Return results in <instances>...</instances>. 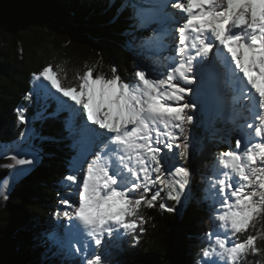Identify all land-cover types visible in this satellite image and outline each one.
Returning <instances> with one entry per match:
<instances>
[{
    "label": "snow or ice",
    "instance_id": "obj_1",
    "mask_svg": "<svg viewBox=\"0 0 264 264\" xmlns=\"http://www.w3.org/2000/svg\"><path fill=\"white\" fill-rule=\"evenodd\" d=\"M168 7L169 4L164 3L160 11L167 19L176 22L174 16L165 13ZM171 8L178 10L182 22L174 30L165 32L160 41L162 46L174 49L179 63L170 66L163 78L153 79L150 73L137 71L132 85L123 82L116 75L115 68L110 79L103 75L93 77L92 69H88L79 76L77 89L63 87L52 65H46L34 74L35 79L43 77L56 92L80 105L87 120L103 130L95 132L103 147L88 164L79 190L78 206L73 207L71 213L64 211L63 215L83 226L82 232L73 225L78 235L83 236L86 232L90 242L102 247L105 237L111 238L120 230L133 233L138 228L141 232L144 230L139 227L144 222L143 217L138 216L139 208L142 204L153 207L162 195L161 190L152 192L150 184L158 181L168 189L169 199L181 200V193L189 184L190 171L183 166H165L166 158L158 146L159 138L167 137L163 146L173 156L179 149L181 157H189L186 125L193 123L190 112L196 105L184 100L191 89L181 87L180 81L193 84L195 77L192 73L196 71L193 64L203 63L197 57H210L215 51L230 74L239 99L246 102L252 115L247 128L259 138L256 143H242L237 139L235 150L220 154L219 163L231 173L225 172L223 178L214 184L221 197V210L215 219L220 222V227L230 230L233 237L229 240L214 234L215 245L227 264H239L249 253L259 252L257 236L248 235L241 240L239 234L254 226L257 217L264 216V0H174ZM165 37L170 45L163 44ZM193 49L195 56L190 54ZM173 101L183 103L173 107L169 103ZM18 119L27 123L19 110ZM160 124H163V130ZM173 129H179L182 142H177L179 137ZM117 152L121 154L117 156ZM31 155V159L12 155L13 163L4 167L31 166L38 158L35 152ZM109 156L116 157V160L109 163ZM153 173L155 180L152 179ZM65 179L79 182L73 174ZM140 190L142 194L134 196ZM62 203L72 207L68 200ZM160 207L166 205L160 204ZM167 210L175 211L174 208ZM72 247L76 253H81L87 251L90 243L81 247L80 240H76ZM212 252L204 249L203 255L207 257ZM89 254L91 259H86V264H104L101 254Z\"/></svg>",
    "mask_w": 264,
    "mask_h": 264
},
{
    "label": "trees",
    "instance_id": "obj_2",
    "mask_svg": "<svg viewBox=\"0 0 264 264\" xmlns=\"http://www.w3.org/2000/svg\"><path fill=\"white\" fill-rule=\"evenodd\" d=\"M132 13L124 0H0V145L22 136L26 123L18 119L21 107L42 138L37 143L39 165L14 185L0 207V264H86L80 257L65 254L38 229L46 213L56 212L63 201L61 185L72 174L75 154L70 148L65 111L57 110L50 98L46 102L33 98L34 74L52 65L63 87L77 89L79 76L88 69L93 77L103 75L106 79L112 78L113 68L118 76L133 74L129 50L135 28ZM38 109L43 112L36 120ZM197 122L188 126L190 154L181 164L190 175L181 200L169 199L164 188L166 198L161 204L165 208L158 203L151 208L141 205L138 216L144 222L139 227L144 230L129 232L120 245L102 251L104 264H117L122 258L124 264L200 261L205 241L198 236L213 228L208 202L201 199L202 189L214 155L231 146L224 141L217 145V137L221 138L228 126L221 118H216L212 127L202 116ZM228 142L233 144L232 135ZM7 173L0 169V182ZM248 235L258 237L259 252L249 253L239 264H264V216L257 217L240 239ZM13 240L15 245L10 243ZM195 247L199 249L194 251Z\"/></svg>",
    "mask_w": 264,
    "mask_h": 264
},
{
    "label": "rangeland",
    "instance_id": "obj_3",
    "mask_svg": "<svg viewBox=\"0 0 264 264\" xmlns=\"http://www.w3.org/2000/svg\"><path fill=\"white\" fill-rule=\"evenodd\" d=\"M129 3V6L132 8V18L135 21V28L131 32L133 42L129 46V50L132 52V59H133V67H134V73L129 75L123 72L122 76H119L121 80L125 83L135 84V73L137 71H145L146 73L151 74V78L153 79H160L162 78L159 76L160 70L162 71L163 67L162 65L167 64L175 66L173 62H169V58H172L173 51H170L169 48H162L161 53L154 54V49H152L151 43L153 40L157 39L159 42L156 44L159 45L160 42V31H163V34L169 30H174L175 28L179 27L180 21L178 20L179 16L174 17L176 19V22H172L171 20H165L161 19L160 14L162 12L160 11V6L164 3H168L169 7L165 10V13L167 15H170L168 11H172L173 13L177 14L179 13L178 10L171 8V3L174 2V0H124ZM170 8V10H169ZM145 32L146 34H141V32ZM178 40V35L176 37ZM195 55V54H194ZM155 56V57H154ZM151 59H154L152 61ZM203 60V63H196L194 62L193 67L196 69L192 75L197 79L194 81L192 86H183L190 88L191 91L187 95H185L184 100L188 102L195 103L196 107L191 110L190 114L193 115L194 120L196 124L197 118L199 116H202V120L204 123H206L208 126L212 127L213 123L216 118H221L224 123H227V129H225V132H223V136L217 137V132L219 130H216L212 132V135L214 137H217L216 142L217 145L224 141V143H229L231 147L229 150H233L236 144L237 139H242L244 137L245 140L250 141L252 140L253 143H256L259 141V138H253L251 137L252 130L247 128V124L252 122V118L249 117L248 114H251L247 110L246 102L239 99V93L237 92L236 88L233 87L232 79L230 78V74L227 75V70L221 63L220 59L217 56V53L214 51L210 53V57H203L198 60ZM212 60V63L210 62ZM211 65L213 68H220L221 73L216 75L217 72L213 71L211 68ZM210 66V67H209ZM214 74V75H213ZM202 75V76H201ZM201 76V78H200ZM204 76V77H203ZM213 76V77H212ZM220 76V77H219ZM219 77L218 81L216 82L214 78ZM194 85V86H193ZM203 89V91L200 94H197L196 96L193 95V97H190V94H193L196 90V88ZM33 95L36 101L41 102V100L45 101L47 99L53 100L55 103V107L59 111H65V114L68 118V127H66L68 131V138L70 140V148L74 152L75 156L73 158V171L72 174L76 175L78 177V183H73L69 181H65L61 187L63 200H68L69 204L72 205V207L77 204L78 195L80 187L83 184V177L87 173L88 164L90 163V158L94 157V145H96V141L92 142L89 147L85 148L82 146L84 143V138L82 137V130L78 126V113L80 111H77L75 109H72V105L75 104L74 101L70 100L68 97H64L62 94L56 92V89L51 87V84L49 81L45 80L43 77L40 79H36V82L33 86ZM198 91V90H197ZM203 100V102H202ZM172 104L173 107H178L180 104L183 103L181 101L179 104L176 102H169ZM80 109L81 106L79 105ZM39 112L35 113L36 120H39L42 114V110L38 109ZM20 111L23 112L25 115V108H20ZM26 117V115H25ZM27 123L24 128V135L20 136L17 140L11 142L10 144L6 145H0V167H3L8 170L7 176L3 178L6 179L9 174L11 173L12 169H8L4 167V165L8 163H13L11 160L12 155H17L18 158H24V156H28L32 151H35L38 158L36 159L35 163L31 166H20L16 165L15 167L25 168L26 170L22 171L21 174L16 178L14 183L10 186V189L8 192H5V190L0 191V207L5 203L7 198H9L13 187L16 183H18L26 174H28L33 169H36V167L39 165L40 162V150L37 148V143L39 141H42V138H40V134L35 131V128L33 127L32 120L29 119V117H26ZM85 120V119H84ZM190 124L186 125V133L188 135V126ZM97 126V125H95ZM93 126V127H95ZM26 130L29 131L31 134V139L29 140V143H25L18 151L14 154L15 151H12L11 149L14 148V143L23 140L25 136ZM163 130V128H161ZM174 132H176L179 139L177 140L178 143L182 142V137H180L179 129H173ZM95 132H98L95 128H91V132L88 133L90 138L92 139L95 137ZM232 135L233 144L228 142V136ZM154 135V133H153ZM227 136V137H225ZM189 137V136H188ZM160 144L158 145L162 149V155L166 158V164L171 165L172 167L175 166H182L181 162L184 161V157H181L179 152V149L175 150V155L173 156V153L170 152L167 148L163 146V141L167 139V137L161 136L160 138ZM93 141V140H92ZM228 150V151H229ZM222 151H220L218 154L214 155V163L210 169V172L208 175H206V185L202 189L201 199L204 202H208V211L209 215L211 216V220L213 222V228L211 231L204 233L202 235L198 236V239H203L205 241V247L203 249H200L201 252V259L198 262V264H227V261L225 257H223L220 253L219 247L215 245V235H221L225 236L227 239L231 240L233 237L231 236L230 230L224 229L220 227V222L215 219V216L220 212V202H219V192L215 191L216 187H214L215 179H219V175L222 173L221 164L219 163L220 154ZM1 158H4L1 160ZM14 167V168H15ZM187 167H189V164L187 163ZM152 179L155 180V173L152 174ZM2 180V181H3ZM1 181V182H2ZM0 182V183H1ZM149 187L151 188L152 192H155L157 190L162 191L161 197L156 201V203L161 204L165 198H166V191L162 185L159 184V182H155L153 184H150ZM142 194V190L136 191L134 193V196H139ZM147 195V194H145ZM143 205V204H142ZM146 206V205H143ZM72 207L68 205H64L61 201L59 204V208L56 212H50L49 214L46 213L45 220L43 221V225L39 226V230L42 231V234L47 236L48 239H50L54 245L61 248V250L67 254L68 256L74 255L75 257H80L81 260H83L84 263H86V259L89 257V253L91 254H102V251L106 252L107 247L109 246H115L120 245V242L127 236L129 232H124L123 230H120L117 235H114L113 237H105V243L102 247H97L94 242H90V240H87L83 243H80V246L83 247L84 244L90 243V247L87 249V251L76 253L75 248L69 247V241L66 234V228L68 221L64 219L63 212L69 211ZM59 213V215H57ZM222 229V230H221ZM215 234V235H214ZM242 234H239V239ZM15 240L11 241L12 244H16L14 242ZM74 245V244H73ZM215 248V251L212 252V249ZM194 251H197L199 249L198 247L193 248ZM208 249L210 252H212L211 255L216 256L218 254L221 255L219 258H210L211 255L205 257L203 255V250ZM223 261V262H220ZM117 264H124V258L117 260Z\"/></svg>",
    "mask_w": 264,
    "mask_h": 264
},
{
    "label": "bare ground",
    "instance_id": "obj_4",
    "mask_svg": "<svg viewBox=\"0 0 264 264\" xmlns=\"http://www.w3.org/2000/svg\"><path fill=\"white\" fill-rule=\"evenodd\" d=\"M169 10H170V8H169ZM168 13L170 14V15H168V16H174V17H177V16H179V18H178V20L180 21V23L182 22L181 21V17H180V13H177V14H175V13H173L171 10L170 11H168ZM160 16H161V19L163 20V19H167L166 18V16H165V14L164 13H162V14H160ZM168 20V19H167ZM176 20V19H175ZM159 35L161 36V35H163V31H160V33H159ZM157 42H159L157 39H155V41L153 40V42L151 43V48L152 49H154V54H160L161 53V50H162V48H164V46H162V44L160 43L159 45H157L156 43ZM161 42V41H160ZM163 44H165V45H170V41L167 39V37H165V39H164V41H163ZM166 48H169L170 49V51H173V55H172V58H169V62H173L174 63V65L176 64V63H179V61H178V59H175V52H174V49H171L170 47H166ZM190 54L191 55H193V56H195L194 54H195V50L193 49L191 52H190ZM155 57V56H154ZM198 59H200V57H197V60ZM152 61H154L155 62V60L154 59H151ZM175 61V62H174ZM210 62L212 63V60H210ZM213 64V63H212ZM175 67V66H172V65H168V63L167 64H164V65H162V67H163V69H162V71L160 70V72L158 73L159 74V76H161L162 78L164 77V76H166V74H167V70H168V68L169 67ZM210 67V66H209ZM233 67H234V65H233ZM211 68L213 69V71H215V73L217 72V74L216 75H218V74H220L221 73V71H220V68H218L217 66H216V68H213L212 67V65H211ZM228 73V72H227ZM214 75V74H213ZM227 75H229V73L227 74ZM241 76H242V73L240 74ZM202 76V75H201ZM201 76H200V78H201ZM213 77V76H212ZM220 77V76H219ZM219 77H216V79L214 78V80L217 82L219 79ZM231 78V77H230ZM197 79L195 78V80L194 81H196ZM233 85V87H235L234 86V84H232ZM180 86L181 87H183V86H192V84L191 85H188V84H185V82H183L182 80L180 81ZM194 86V85H193ZM196 91L193 93V94H190L191 96L190 97H193V95L194 96H196L197 94H200L202 91H203V89H200V87L198 88H196L195 89ZM198 90V91H197ZM187 96H188V94H186ZM189 97V96H188ZM202 102H203V100H202ZM72 109H75V110H80V113H78V126H79V128L82 130V132H81V134H82V137L85 139L84 140V143L85 144H82V146H84L85 148H87V147H89L90 146V144L92 143V142H94V140L96 141V145H94V156H95V154L97 153V152H99L100 151V149L103 147V144H101L99 141H98V139L96 138V137H93L92 139L90 138V136L88 135V133H90L91 132V128H95L97 131H103V130H100L99 129V126L97 125V126H95V125H93V124H91V122H89L88 120H87V117H86V115H84L83 114V112H82V108L80 109V107H79V105H76V104H73L72 106ZM249 115V117H251L252 118V115L251 114H248ZM85 119V120H84ZM93 126H95V127H93ZM159 127H160V129L161 128H163V124H160L159 125ZM251 137H255L254 136V134H253V132L251 133ZM255 138H257V137H255ZM31 139V134L29 133V131L28 130H26V132H25V136H24V139L23 140H20V141H18V142H16V143H14V148H12L11 150L12 151H15L14 152V154L15 153H17V151L26 143H29V140ZM93 140V141H92ZM241 141H242V143H253V141L252 140H250V141H247V140H245L244 139V137H242V139H240ZM233 150H235V147H234V149ZM33 152H35V151H32L28 156L26 155V156H24V158L25 159H31L32 158V153ZM18 153H19V151H18ZM121 153H119V152H117V156L118 155H120ZM37 155V154H36ZM103 155H108L107 153H104ZM4 158H1V160H3ZM94 159V157L92 156L91 158H90V162L92 161ZM116 160V157H113V156H109L108 157V162L109 163H112L113 161H115ZM27 166H25V168H26ZM25 168H20V167H15V168H13L12 169V171H11V173L9 174V176L6 178V179H4L1 183H0V191H2V190H5V192H8L9 191V189H10V186L12 185V183H14V181L16 180V178L19 176V174H21V169H25ZM221 168H222V173H221V175H219V179L220 178H223V174L225 173V172H229V173H231V170L230 169H225L224 167H223V165H221ZM235 179H239L238 177H235ZM216 180H218V179H215V181ZM80 188H81V186H79ZM215 191H217L218 192V186L216 187V190ZM219 202H220V200H221V197H220V194H219ZM78 202H77V204H75L73 207H75V206H78V203H79V195H78V200H77ZM73 207L68 211L69 213H71L72 211H73ZM221 209V208H220ZM64 219H66L67 221H68V226H67V228H66V234H67V237H68V241H70V239H71V243H69V247H72V245L73 244H75L76 243V240H80V243H83V242H85V241H87V240H90L89 238H87V235H86V232H84V235L83 236H80V235H78L77 233H76V231H75V229L73 228V225H77L80 229H81V231L83 232L84 230H83V226L82 225H79V222L78 221H76V220H74V219H70V217H64ZM222 230V229H221ZM232 240V239H231ZM74 248V247H73ZM219 256L221 257V255L220 254H218V255H216V256H213V255H211L210 256V258H219ZM226 259V258H225ZM220 262H223V261H220Z\"/></svg>",
    "mask_w": 264,
    "mask_h": 264
},
{
    "label": "water",
    "instance_id": "obj_5",
    "mask_svg": "<svg viewBox=\"0 0 264 264\" xmlns=\"http://www.w3.org/2000/svg\"><path fill=\"white\" fill-rule=\"evenodd\" d=\"M1 168H3V167H0V169H1ZM10 243H11V241H10ZM11 244H12V243H11ZM13 245H14V244H13Z\"/></svg>",
    "mask_w": 264,
    "mask_h": 264
}]
</instances>
